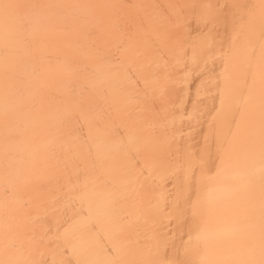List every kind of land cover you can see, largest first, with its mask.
<instances>
[{
	"label": "bare ground",
	"instance_id": "6f19581e",
	"mask_svg": "<svg viewBox=\"0 0 264 264\" xmlns=\"http://www.w3.org/2000/svg\"><path fill=\"white\" fill-rule=\"evenodd\" d=\"M0 264H264V0H0Z\"/></svg>",
	"mask_w": 264,
	"mask_h": 264
}]
</instances>
